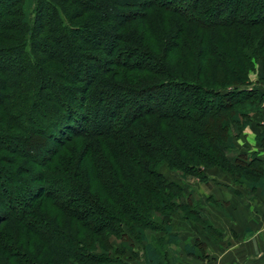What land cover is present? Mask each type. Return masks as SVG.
Masks as SVG:
<instances>
[{"label": "trees", "instance_id": "1", "mask_svg": "<svg viewBox=\"0 0 264 264\" xmlns=\"http://www.w3.org/2000/svg\"><path fill=\"white\" fill-rule=\"evenodd\" d=\"M263 116L264 0H0V264H175L187 180L264 196Z\"/></svg>", "mask_w": 264, "mask_h": 264}, {"label": "crops", "instance_id": "2", "mask_svg": "<svg viewBox=\"0 0 264 264\" xmlns=\"http://www.w3.org/2000/svg\"><path fill=\"white\" fill-rule=\"evenodd\" d=\"M261 124H264V116ZM257 135V129L246 128L234 148L240 153L257 151ZM208 178L209 185L205 183L207 188L198 193L201 198L205 195L208 203L203 200L198 205L200 210L194 222L173 219V233L179 235L178 245L170 246L173 257H177L175 264H206L208 261L207 264H261L264 258V196L259 192L249 195L221 171H209ZM199 182L198 179L187 180L190 187ZM206 223L216 229L214 234L204 229ZM195 243L202 245L197 249L203 258H192L184 252L185 245ZM143 245L136 246L135 251V247L132 248L134 253L138 252L136 258L126 251L123 262L145 264Z\"/></svg>", "mask_w": 264, "mask_h": 264}, {"label": "rangeland", "instance_id": "3", "mask_svg": "<svg viewBox=\"0 0 264 264\" xmlns=\"http://www.w3.org/2000/svg\"><path fill=\"white\" fill-rule=\"evenodd\" d=\"M110 15L112 16V17H114V19L116 18L117 19V17H115L114 15H113V13H110ZM256 75H255V73H251L250 75H249V77H250V80L252 81V82H254L255 80H256V78L257 77H255ZM261 157H263L264 158V151H261V155H260ZM161 172H163L169 179H175V178H173L174 176H173V174L169 171V169L167 168V167H163L162 168V171ZM176 180V179H175ZM209 182V181H208ZM207 185H209V183H206ZM206 184H204V183H195V186H194V184H193V186H191L192 187V190L193 191H196L195 192V194H194V196H193V202L196 204V205H200V203H201V201H203L204 200V202L207 204L208 203V201L205 199L206 198V196L205 195H202V198L198 195V193L199 194H201V192H200V190H205V188H207V187H205L206 186ZM257 197V196H256ZM115 244H117V242L115 243ZM138 245H141V244H139V243H135V248H134V251L136 250V246H138ZM137 253L138 252H135V253H133V252H130V254L134 257V258H136V256H137ZM209 262V261H208ZM207 262V263H208ZM194 263V262H193ZM206 263V262H205ZM206 263V264H207ZM195 264H197V263H195Z\"/></svg>", "mask_w": 264, "mask_h": 264}]
</instances>
